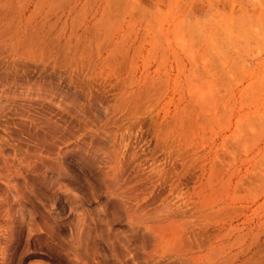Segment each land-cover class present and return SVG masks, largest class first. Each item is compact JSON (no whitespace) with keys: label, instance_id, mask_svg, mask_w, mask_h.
<instances>
[{"label":"rangeland","instance_id":"rangeland-1","mask_svg":"<svg viewBox=\"0 0 264 264\" xmlns=\"http://www.w3.org/2000/svg\"><path fill=\"white\" fill-rule=\"evenodd\" d=\"M0 264H264V0H0Z\"/></svg>","mask_w":264,"mask_h":264}]
</instances>
